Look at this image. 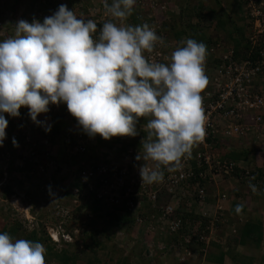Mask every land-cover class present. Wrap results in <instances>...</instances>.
<instances>
[{
  "label": "clouds",
  "instance_id": "obj_1",
  "mask_svg": "<svg viewBox=\"0 0 264 264\" xmlns=\"http://www.w3.org/2000/svg\"><path fill=\"white\" fill-rule=\"evenodd\" d=\"M32 3L22 11L6 7L12 12L14 35L0 42V146L8 126L3 114L19 117L22 107L34 123L40 124L37 116H42L48 136L54 114L61 110L71 114L86 134L105 140L136 137L138 121L147 118L140 129L145 135L136 159L152 161L154 167L143 163L140 179L142 184L162 183L164 170H178L206 135L201 93L209 83L207 46L185 38L168 63L148 59L145 53H152L164 40L147 23H126L136 0H111L110 4L102 0L104 14L111 19L99 31L94 20L77 18L66 4L41 23L33 19ZM182 15L184 11L176 17ZM164 28L170 32L169 23ZM50 105H60L51 116ZM13 145L18 146L15 139ZM253 152L247 167L255 162ZM254 179L248 186L258 194L257 186L264 183L255 185ZM217 180L210 181L216 184ZM243 208L238 204L236 213ZM45 256L42 243L0 233V264H46Z\"/></svg>",
  "mask_w": 264,
  "mask_h": 264
},
{
  "label": "built area",
  "instance_id": "obj_2",
  "mask_svg": "<svg viewBox=\"0 0 264 264\" xmlns=\"http://www.w3.org/2000/svg\"><path fill=\"white\" fill-rule=\"evenodd\" d=\"M243 1L246 11L244 37L250 42L247 56L236 58L233 46L222 39L215 41L211 46V54H207L205 62V73L209 83L201 93L207 117L204 141L192 149L191 157L182 160V166L178 170L174 172L164 170L162 183L151 185L141 183L139 169L143 164L132 163L141 145L132 144L124 137L121 139L128 143V148L121 154L123 161L110 160L107 163H100L97 169L90 164L88 171H91L99 181L96 188L92 181L80 176V171H84L85 158L89 151L88 138L81 128L76 126L68 128L64 141L61 142L68 157H79L74 164H72L74 159L70 162V167H65L56 155H52L53 153L46 149L49 138L44 140L46 147L42 148L43 152H38L41 149H35L30 143L31 139L28 136L30 131L25 132V141L19 144V150L24 154V158L28 156L30 160L39 163L41 175L49 176L50 170L59 172L60 168H63L62 176L68 172L72 179L79 178L81 182L88 184L84 190L80 186L72 187L71 203H60L56 211L52 212L56 224L50 227L49 236L55 245L61 244L62 241L72 243L79 233L86 232L87 225L94 218L90 198L92 190L97 192V197L107 200L108 205L112 207L124 205L131 212L136 220V229L130 238L135 237V242L141 240L143 247L147 245L149 250L144 251L147 258H154L158 253L161 256L159 251L168 246L183 247L184 240L187 243L192 241L193 225L191 221L186 223L180 213L194 212L196 216L211 218L207 220L205 227L208 233L197 235L196 238L205 244L201 248L202 253L208 251L213 239L218 240L217 222L223 219L224 211H229L226 206L229 197L223 194L218 197L214 206L205 205L206 182L221 175H231L236 171L248 182L254 176L255 179L251 182L255 185L262 182L253 168L262 165L256 159L252 168H249L243 160L233 162L215 149L219 142L227 141L224 138H235L246 143L248 149L253 148V151L258 153L264 152V0ZM108 2L110 4L111 0ZM61 4H66L73 10L77 18L94 20L98 31L104 22L111 19L104 14L102 0H36L32 3L33 19L42 23L44 18L52 15ZM134 9L139 24H149L164 40V44H157L152 53H145L146 57L156 62L168 63L167 58L179 45L175 40L168 38V32L164 27L166 23L172 22L174 17L182 14L178 4L174 1L136 0ZM11 14V10L6 9V0H0V42L10 37ZM130 21L129 17L126 23L131 25ZM61 104L66 106L64 103ZM59 106L50 105L47 113L51 116ZM48 121L50 122L51 118H48ZM143 138L144 136L140 137V142ZM43 162L48 164L50 170L44 167ZM146 164L154 167L152 161ZM52 183V178H49L47 185ZM163 195L169 199L167 202H162ZM76 210H81L83 215ZM69 222L75 225L71 224L72 227L68 228ZM182 229L186 230L185 234ZM165 237H171V240H166ZM130 238L125 231L117 233L120 246H128L126 243ZM176 254L178 255V252ZM187 255L194 258L196 256L194 252ZM180 259L183 260L185 257L181 256ZM55 262L46 261V264Z\"/></svg>",
  "mask_w": 264,
  "mask_h": 264
},
{
  "label": "rangeland",
  "instance_id": "obj_3",
  "mask_svg": "<svg viewBox=\"0 0 264 264\" xmlns=\"http://www.w3.org/2000/svg\"><path fill=\"white\" fill-rule=\"evenodd\" d=\"M172 1L179 4L178 6L181 11H183V7L180 4L189 5L191 3L192 5L196 3V5L198 6L197 10L200 11L199 13L201 15V16H197L200 20L199 23H196V25L199 26V29L202 28V33H203L202 35L211 37V33H212V35L215 36L217 34H221L225 36V31L221 26H219V24H217L218 19L215 18L214 20H212L211 18L214 15V13H212V16L211 15L209 16V13L206 14L205 10L207 8L205 6L211 4L212 0H188V2L187 0H172ZM226 1L227 0H220V5H221L219 7L220 10L223 8V5ZM22 6H23L22 10L26 8L25 4L24 5L22 4ZM213 7H216V5H214ZM22 10L20 9V11ZM190 18H193V16H191ZM186 25H188L187 22L185 23L184 20H182V26H186ZM225 39L226 40L228 39L227 35L225 36ZM24 108L25 107H22L20 109L19 117H12L7 113L3 114L8 122L12 121L14 123L15 128L11 132V135H9L8 137L6 136L3 145L0 146V169L2 171L1 174H3V177L0 178V182L3 181L2 184L0 183V231H2L3 226H5L6 230L10 232L11 228L13 227L17 228V226L20 225L19 230H17V232L11 231L14 236L13 237L14 239H21V238L27 239L28 236L34 230L36 231V233H38L39 236L44 235L46 237L47 234L49 237L50 227L56 224V219L52 216V212L54 210L56 211V207L60 203H64V201L66 200L64 199V194H61L62 189L60 190L59 187L58 188L54 187L53 189H51V187L47 185L49 183V180H45L43 178V175L45 174L41 175L42 172L39 168L38 165L39 163L29 160V163L24 164L25 163L23 161L24 159L21 158V151L19 150L20 143L18 144V146L13 145L12 139L16 138L17 135L20 134L19 133L20 129L23 130L22 133L30 131L28 136H30L31 139L30 143L32 144V146H34L35 149L39 148L42 150L43 147L45 148L46 146L44 144V140L50 138L48 134L46 136H43L42 138L38 137L39 134L34 132V128L36 130L37 124L31 120L28 109L26 108L27 111L25 113L23 114L21 113V111ZM39 116L40 115L37 116V119H42V116L40 117ZM10 136L12 139L10 138ZM57 141H61V139H57ZM233 142H235L234 144L237 147H241L239 146L241 144L240 142L231 139V143ZM221 144H225L228 147V142L226 141H223V143ZM47 145L48 147H46V149L51 151L53 153L52 155H56V154L60 155L59 152L62 153L65 148L60 143L51 142L50 139H49V144L47 143ZM228 149L229 151L232 150V148H228ZM251 149L254 150L253 148ZM64 155L68 159V162L66 161L68 166L65 164V167H70V162L73 159H77V157H68L66 153H64ZM253 157H254V152L250 158ZM251 160L253 159H249L248 161H245V163L253 162ZM74 162L75 161L73 160L72 164H74ZM42 164L44 165L45 168L47 167L48 169V164L46 162H43ZM59 172H60L59 174L62 175L63 168L62 169L60 168ZM67 173L68 172H65L63 175ZM235 179L233 178L231 179L227 175L219 176L218 185L214 184L213 186V193L217 195V193L220 190H222V191H228L229 195H233V196L239 195V198L236 201L239 204L245 205L248 209L245 211L246 213L245 217L248 218L249 215L251 214L255 215V212L256 213L259 212L258 209L259 199L256 195H258L261 190L263 191V187L257 186L258 194H253V192L248 186V181L247 182L241 181L242 183L237 184L238 182ZM7 185L8 187H11V191L9 193H6ZM39 201L41 203L40 208H38ZM234 202L235 200L230 199L229 201L226 202V206L228 205L227 207L229 208L234 204ZM239 221L242 222V216L239 217ZM85 233L86 232L79 233L78 237L73 239L74 243L81 245V243L84 241L83 237ZM228 233L234 234V232L233 231L231 232V230L226 231V235L230 236L228 235ZM99 239L100 241L97 239L91 240L87 238L86 245L83 242L84 245L83 248H81V246L77 247L74 244L70 246L68 245V243H65L64 241H62L61 244L55 245L52 242V240L49 239L47 241V244L52 245L54 252H51L50 255L46 253L45 256L46 261H50V262L56 261L54 264H58L57 262H59L60 258L55 256L56 255L55 251L58 254H63L64 251H67V255L73 257V259L71 258L69 260L68 264H84V261L83 259H81V256H79L78 259L74 258V255L76 253L79 254L81 250L87 251V256L90 257L89 259L95 257L97 258L92 260L94 262L95 261L98 262L92 264H122L123 262L126 264H128V262L129 264H146L149 261L148 259H146L144 255L145 253L144 251L147 249L143 247V243L141 242V240L139 242L138 241L135 242L136 241L135 237L130 238L129 242L126 243V245L128 246H126L125 248H123V246L122 247L117 246L116 252H112V250L115 251L114 248H112L111 246L113 245V243L112 242L110 243L105 235L104 236L100 235ZM103 241L108 244L102 246L100 242H102L103 244ZM117 243H118V239H117ZM43 245L46 248V244ZM259 261H261V259H254L253 264H260ZM205 263H206V259H201L200 264H205ZM225 264H232L231 259H227Z\"/></svg>",
  "mask_w": 264,
  "mask_h": 264
},
{
  "label": "trees",
  "instance_id": "obj_4",
  "mask_svg": "<svg viewBox=\"0 0 264 264\" xmlns=\"http://www.w3.org/2000/svg\"><path fill=\"white\" fill-rule=\"evenodd\" d=\"M245 4L244 1H242V5ZM131 19V25L136 26V25H140L139 21L137 20V15H136V11L133 7V12L132 15L130 16ZM192 27L196 28V25H191ZM219 26H221L224 30H226V28L228 27L226 24V21L224 20H219ZM197 30V29H196ZM227 31V30H226ZM225 31V32H226ZM229 33L232 34H227V38L229 44L231 43V45L234 48L235 51V57L240 59L243 57L247 56V52L250 48V42L248 40L245 39L244 37V31H242L238 25H235V27L233 26L231 31H228ZM233 33H237L235 36L233 35ZM194 39L197 42H201V40H199V37H194ZM27 111L26 107L21 111V113H25ZM69 119H72L75 121V118L71 115V114H66L65 111L61 110L60 112H56L54 114V119L53 122L50 126V133H52L50 135V139L52 142H58L57 139H61L60 142L58 143H63V137L65 135L66 130L69 128H67V123L69 121ZM147 118H141L137 125L140 124V122H142V120H146ZM42 124V123H41ZM15 125L14 123L8 122V126L6 128V136L8 137L9 135H11V132L14 130ZM33 130V129H32ZM23 130L20 129V134L17 135L15 139V141L17 142V144L19 143H23L25 141V137H26V133H22ZM58 137V138H57ZM11 138V136H10ZM122 137H116L113 142L110 143V145L112 146V144H122V145H126L123 141V139H121ZM12 139V138H11ZM226 139L228 143H231V139L229 138H224ZM236 141V139H234ZM13 141V139H12ZM117 142V143H116ZM109 145V143H107ZM226 145L225 144H221L220 142L218 143V145H216L215 149L218 151H220V153H222L224 155V157L226 159H230L233 162H238L240 160H244V159H249L252 155H253V151H251L250 149H248L247 147H245L246 149H241V148H234L232 149L230 152H226ZM124 148V147H123ZM243 148V147H242ZM89 150V149H88ZM90 151V150H89ZM38 152H43L42 150H38ZM91 152V151H90ZM25 156L24 154L21 153V158L23 159ZM29 157L24 158V164L29 163ZM107 162V160L105 161ZM105 162H100L99 163H105ZM99 163H93V166L95 169H97V167L99 166ZM12 164V163H11ZM13 167V166H12ZM263 169V170H262ZM1 169H0V178L3 177V174H1ZM58 176H62L59 174V172H55ZM256 173H258V175L260 176V178L262 179L261 183H264V168H257L256 169ZM228 177H230L231 179H235L238 183L240 184L242 182H247L245 179H243L241 177V173L239 172H234L231 175H227ZM235 177V178H234ZM43 178L45 180H49V178H52L53 183L50 184L49 186L51 187V189H53L54 187H59V186H63L62 182L58 183L56 181V179L50 175H43ZM76 186H80L83 190L85 189V187L88 185L87 183L81 182V180L79 179H74ZM92 181L95 184V187L99 186V181L98 178H93ZM242 181V182H241ZM77 182V183H76ZM210 183L215 184L212 181H208L206 182V197H205V205L207 206H211V205H215L218 197L220 195L223 196V194L227 195V197H229L230 199L235 200L233 207L231 208V212L230 211H224V214L222 215L223 219L219 220L217 222V226H218V230L216 232L217 234V239L215 240L213 239L210 242L211 245V249L209 251V247H208V251L206 253H202L201 252V248L203 246H205V244L198 238L197 235L200 234H207L208 232L205 230V227L207 225V220H210L211 218L209 216H196L194 215V212H187V213H180L179 215H182L183 220L187 223L188 221H191L192 225H193V239L191 242H185L184 240V245L183 247H174V246H168L164 249H162L161 251H159L161 253L160 254H155L153 259H160L163 261V264H200L201 263V259H206V263L205 264H224L225 261V257L226 255H229L232 260L234 261L235 264H253V260L254 259H261L260 264H264V254H260L259 251L264 247V222L261 220V218L259 217H255L252 214L249 215L248 218H246V213L245 211L248 210L247 207L244 205V208L242 210V212L240 214H237L235 211L236 206L239 204L236 200H238L239 195L233 196V195H229L228 191H222L220 190L217 195L213 193V188L212 186L214 185H210ZM60 184V185H58ZM205 185V184H204ZM96 187V188H97ZM227 190V189H226ZM11 191V187H8L7 185V190L6 193H9ZM67 191H71V190H67ZM72 193V192H71ZM90 198L92 199V206H91V210L92 213L94 214V218L93 221L95 222L98 219H102L100 222L103 221V227H100V229H98L97 227L93 228L94 232H89V230H91L90 225H87V230L85 235L87 236H92L93 238L97 239L100 241L99 237L100 235L102 236H106L107 240L111 243H113L112 248H114L115 251L112 250V252H116V247L120 245H117V233L119 231H125L128 235V238L132 237L135 234V223L136 220L134 218V216H132L131 212L128 211L126 209V207L124 205H114L113 207L108 205V201L102 198L97 197V192L92 190L90 192ZM73 197V194H72ZM236 197V199H235ZM169 200V199H168ZM167 197H165V195H163V201H168ZM149 208V206H148ZM81 210L77 211L80 215ZM242 216V222L239 221V217ZM73 225H75L74 223H71ZM70 224V222L68 223V227H72V225ZM90 224V223H89ZM19 225V224H18ZM232 225H236V229L235 232L233 234V236L229 239L228 243H226V245H223L221 242L224 239L223 237L226 235V231H230V227ZM20 226V225H19ZM19 226L13 227L11 228L12 232H17V230H19ZM9 232L6 230V227L3 226L2 231H0V233L3 232H7L9 235H11L12 237L13 234L12 232ZM184 234L186 233V230L182 229L181 230ZM89 232V233H87ZM109 232V233H107ZM111 233V234H110ZM84 235V237H85ZM83 237V238H84ZM148 238V237H147ZM166 240H171V237H165ZM29 240L32 241H36V242H40L42 244H46V253H48L49 255L51 254V252H54V249L52 247L51 244H47V241L50 239L48 237V235L46 234V237L43 236H39L38 233H36V231H32V233L28 236ZM221 240V241H220ZM84 244L85 241H83ZM83 242L81 243V245L77 244V243H68V245L72 246L73 244L77 247L83 248ZM102 246L107 245L108 243H105L103 241L100 242ZM145 248L149 250V248L147 247V245L145 244ZM226 246V247H225ZM239 246L245 247L244 250L240 251ZM252 249H256V251H251ZM246 251H250L252 254H246ZM63 252V251H62ZM111 252V253H112ZM178 252V255L176 254ZM189 252H194L196 254L195 258L191 257L189 255H187V253ZM57 257H59V264H68L69 260L73 257H70L67 255V251H64L63 254H58L55 251ZM81 253V254H80ZM110 253V254H111ZM84 255V256H83ZM79 256H83L84 258H86L87 256V251H83L81 250L78 253H76L74 255L75 259H78ZM178 256V257H176ZM184 256L185 259L181 260L180 257ZM256 256H260V257H256ZM203 257V258H202ZM205 257V258H204ZM46 259V258H45ZM89 259V257L87 258ZM156 260H153V262H149L146 264H156ZM165 260V261H164ZM233 263V264H234ZM122 264H126V263H122ZM129 264V262H128ZM159 264V263H157Z\"/></svg>",
  "mask_w": 264,
  "mask_h": 264
},
{
  "label": "crops",
  "instance_id": "obj_5",
  "mask_svg": "<svg viewBox=\"0 0 264 264\" xmlns=\"http://www.w3.org/2000/svg\"><path fill=\"white\" fill-rule=\"evenodd\" d=\"M35 1L36 0H6V7H10L11 10L14 11L16 9V7L18 9H22L23 8L22 4L23 5L25 4L26 7H27V6H29L28 3H32V2L34 3ZM162 1L171 2L172 0H162ZM242 1L243 0H227L224 3L223 8L221 10L219 8L221 6L220 5V0H212L211 4L205 6L207 8L205 10L206 14L209 13V16L210 15L212 16V13H214V15L211 18H212V20L217 18L218 19L217 20V24H219V20H221V19L226 21V24L228 26L226 28L227 31L223 29L224 31H226L225 32V36L227 34H232V33H229L228 31H231L233 26L235 27V25H239V28L242 31H244V33L246 31V18H245V9H244L245 5L244 4L242 5ZM187 2H188V0H187ZM180 5H182V7H183L184 15L179 16V17H174V19H172V22L169 23L170 24V28L172 30L169 28L170 32L168 33V38L170 40H175L178 43V45L181 46L180 45V41L182 39H185V38L194 39V37H199V40H201V42L204 43L207 46V54H211L210 49H211V46L214 44V42L219 40V39H225V36L221 35V34H217L215 36V35H212V33H211V37H207L205 35H202L203 34L202 33V28L199 29V26L196 25L197 21H194V20H196V18H198L197 16H201L200 13H199L200 11L197 10L198 6L196 5V3H194L192 5H191V3L189 5H187V4H180ZM214 5H216V7H213ZM218 11H219V13H218ZM191 16H193V18H190ZM187 17L189 18L188 21H186V19H185ZM190 19H192V20H190ZM182 20H184L185 23L187 22L188 25L182 26ZM191 25H196V28L192 27ZM236 34L237 33H233L234 36ZM13 35H14V28L12 29V27H10L9 36L11 37ZM226 41H228V39ZM37 120L42 123V121L40 119H37ZM146 122H147V119L146 120H142V122H140V124L137 125V129H138V131L140 133L139 135H137V136H139V138H137V136H136V137H124V139H126V141L127 140L131 141L132 144L141 145L140 137L144 136L145 133L143 131H140V129H141L142 125L145 124ZM41 123L40 124L36 123L37 127H36V130L34 128V132L38 133L39 134L38 137L42 138L43 136H46L48 134V131H46V129L49 128V127H47L45 124L43 125V123L42 124ZM66 125H67V128L70 127V126H76L78 128H81L78 125L76 119H75V121L72 120V119H69V121H68V123ZM86 137L88 138V140H87L88 141V146H89L88 149L91 152L88 151V153L86 155V158H85L86 159V163H85L84 171L83 170L80 171V176L81 177H86L89 180H92L93 178H95V175H93V173L91 171H88V168H89L90 164H92L94 162L96 164V163H99V161L100 162H105L106 160H107V162L110 161V160L116 161V162L123 161L121 159V154L123 153V151H125L128 148V143L126 141L125 142H124V140L122 141L126 145H122V144H120V145L114 144L113 145L112 144V146H111L110 143L113 142V140L116 137H113L110 140H105L99 135H96L95 137H91L88 134H86ZM114 142H115V140H114ZM107 143H109V145ZM234 143L235 142L228 143V147H226V152H230L228 148H232V149L236 148V150H237V148L246 149L245 148L246 147L245 144L239 145L241 147H237ZM242 146H243V148H242ZM141 152H142V149H141ZM59 153H60V155L56 154L57 158L62 163L67 165L68 159L64 155L65 151H63L62 153L61 152H59ZM262 153H264V152H259V153L256 152L255 153L257 162L262 164L261 166L257 165V166H259V168L260 167L264 168V154L262 155ZM78 159H79V157H77V159H74V161L77 162ZM82 159H83V157H82ZM82 159H80V160H82ZM147 162H144L142 160H137L136 158H134L132 163H133V165H138L139 163L143 164V163H147ZM48 169L50 170L49 167H48ZM50 175H52L56 179V181L58 183L62 182L63 186H59V189L60 190L62 189L61 194H64V199L66 200L64 202L71 203V200L73 198L72 197V193H71V191H67V190H71L72 187L76 186V185H74L76 180L71 178L70 173H67V174H65L63 176H58L55 172L50 170ZM75 179H79V178H75ZM217 182H218V180L216 181V184L218 185ZM0 183L2 184L3 181H1ZM58 185H60V184H58ZM210 185L212 186L214 184L210 183ZM262 187H263V191L261 190L260 193L258 195H256L258 197V199H259L258 200L259 212L258 213L255 212V215H253V216L261 218V220L264 222V186H262ZM212 188H213V186H212ZM40 206H41V203L39 201L38 208H40ZM232 207H233V205L231 207H229V208L227 207V208L230 211ZM39 210H41V209H39ZM101 220L102 219H98V220H96L94 222L93 219H92L90 221V224H89L90 228H91V230H89V232L90 231L94 232L93 228H95V227H97L98 229H100V227H103V221L100 222ZM235 229H236V225H233V226L230 227L229 230H231V232L232 231L235 232ZM89 232H87V233H89ZM228 235H230V236L225 235L223 237L224 239L221 242L223 245H226V243H228L229 239L231 238V235L233 236V234H229V233H228ZM87 238H89L91 240H95V238H93L92 236H87L86 235L83 238L85 243H86V239ZM123 248H125V247L123 246ZM239 248H240V251L245 249V247H242V246H239ZM210 249H211V245L209 247V251H210ZM254 250L256 251V249H252L251 251H254ZM246 252H247L246 254H252L250 251H246ZM259 253L261 255L264 254V247L259 251ZM83 256H81V259H83L84 264H92V263L98 262V261H95V262L93 261L94 259H97L96 257L92 258L93 259L92 260V259H87L88 256H86V258H84ZM256 257L258 258V256H256ZM146 259H148L149 262H153V260H156V259H149L147 257H146ZM227 259H231V263L232 264L234 263L232 258L229 255H226L224 264L226 263ZM156 262L159 263V264H163V261L160 260V259H157ZM57 263L59 264V262H57Z\"/></svg>",
  "mask_w": 264,
  "mask_h": 264
}]
</instances>
